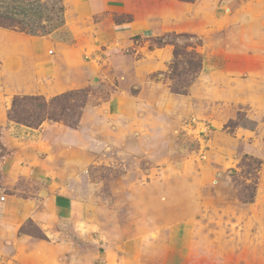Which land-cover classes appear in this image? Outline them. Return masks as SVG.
<instances>
[{
  "label": "rangeland",
  "instance_id": "obj_1",
  "mask_svg": "<svg viewBox=\"0 0 264 264\" xmlns=\"http://www.w3.org/2000/svg\"><path fill=\"white\" fill-rule=\"evenodd\" d=\"M246 1L221 10L241 19L219 29L161 0L80 21L74 39L0 26L47 45L16 58L18 75L0 57V264H103L138 222L165 240L164 211L178 205L199 228L191 258L264 264V24L246 27ZM108 27L135 29L106 40ZM16 95L42 97L57 120L10 114Z\"/></svg>",
  "mask_w": 264,
  "mask_h": 264
},
{
  "label": "crops",
  "instance_id": "obj_2",
  "mask_svg": "<svg viewBox=\"0 0 264 264\" xmlns=\"http://www.w3.org/2000/svg\"><path fill=\"white\" fill-rule=\"evenodd\" d=\"M66 1V6L69 5V7L66 10L67 21L64 28L70 32L72 35L71 37L74 39L75 35L72 25L76 29V25H78L80 21L85 23L96 15H112L115 12L120 15L126 11L125 6H128L129 3L132 4L134 0ZM161 1L164 3L165 12H168L167 15L174 17L181 16L185 18L187 15H191V10L198 17H202L204 24L205 22L207 23L205 26L212 25L214 27L213 29H219L221 26L218 27V24L221 25L220 21L223 19H241V14L239 12H235L236 14L234 13V16H232V14L227 15L226 12L224 15L221 13V10L229 8L228 4L234 5L235 0H195L193 2L190 0ZM136 2L138 4H145L146 0H136ZM262 3L263 0H253V3L246 1L240 4L238 8H241V13H243V11L250 12V20L246 27H254L264 24V17L261 15L264 11ZM210 18H212V20H210ZM184 22H187V20H184ZM101 23H104L105 25H112L113 23L116 27H124L123 25L126 24L123 22H113L106 18L101 19L98 27ZM141 25L142 23L140 26ZM111 28L112 27H108L106 30L104 36L106 40L114 37L118 38L117 34L119 33H132L135 29L134 27H128L129 29L123 31H115ZM194 31L201 35H207V32L204 31L202 27L195 29ZM46 47V44L39 41L33 42L31 46H25L19 36L9 34L6 29L0 27V57L2 58L3 54L8 56L9 63L10 60L15 59V62L17 63L10 67L17 75L23 73V65L19 64V61H17L16 58L20 56L25 57L30 54L34 56L40 54L43 55ZM206 52L209 53V49H207ZM66 55L75 57L74 51H69ZM208 55H210V53ZM6 69L8 70V66ZM246 97H248V99L251 98L249 96ZM245 98L242 95L240 96L241 101H245ZM262 103L264 105L263 99ZM20 126L22 132H27L28 134L32 131L36 132L35 128H32L31 131L27 126ZM21 166L23 167V165ZM38 169L39 171H42V167L38 166ZM182 201H184V199ZM164 212L163 219H165L166 223L165 228L169 229V234L165 240L161 238V235L157 234V231L155 230L156 227L151 226L153 224L152 221H150V224L138 222L136 223L134 230L135 232H138V234L124 242L121 245L120 250H110L107 252V255L104 256L103 264H200L197 258H191L194 250L193 244H195L193 237L194 228L199 229L194 222V215H190L186 211V207L179 208V205L173 209L168 208ZM150 219H152V217Z\"/></svg>",
  "mask_w": 264,
  "mask_h": 264
},
{
  "label": "trees",
  "instance_id": "obj_3",
  "mask_svg": "<svg viewBox=\"0 0 264 264\" xmlns=\"http://www.w3.org/2000/svg\"><path fill=\"white\" fill-rule=\"evenodd\" d=\"M65 0H0V26L3 27H18L21 26L23 30L34 35L49 34L58 28H64L65 26ZM44 19L46 24L42 23ZM41 21V22H40ZM187 36V34H179L180 36ZM160 44L162 38H158ZM169 43V42H167ZM181 53L180 48L175 46V58ZM194 57L198 59L196 63L197 69L201 67L202 56L198 52H192ZM176 92H180L175 90ZM183 93V92H181ZM42 99V100H41ZM40 96H28V95H16L12 102L11 113H14L19 109L21 115L28 118L27 114L31 117H35V127L39 126L44 120L52 119L57 120L53 116H48L44 113V108L47 102ZM24 101L30 104L29 108H25ZM44 103V104H43ZM30 109V110H29ZM22 117L20 116L19 122ZM29 119V118H28ZM29 125V124H28ZM32 126V125H29Z\"/></svg>",
  "mask_w": 264,
  "mask_h": 264
}]
</instances>
